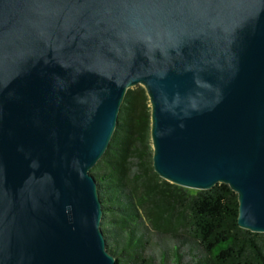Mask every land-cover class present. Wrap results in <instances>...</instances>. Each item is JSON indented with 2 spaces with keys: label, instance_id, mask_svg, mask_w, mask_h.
Here are the masks:
<instances>
[{
  "label": "water",
  "instance_id": "water-1",
  "mask_svg": "<svg viewBox=\"0 0 264 264\" xmlns=\"http://www.w3.org/2000/svg\"><path fill=\"white\" fill-rule=\"evenodd\" d=\"M137 86L158 177L264 233V0H0V264H115L90 170Z\"/></svg>",
  "mask_w": 264,
  "mask_h": 264
},
{
  "label": "trees",
  "instance_id": "trees-1",
  "mask_svg": "<svg viewBox=\"0 0 264 264\" xmlns=\"http://www.w3.org/2000/svg\"><path fill=\"white\" fill-rule=\"evenodd\" d=\"M150 118L143 87L128 89L112 141L90 170L115 264H264V233L240 229L226 184L198 191L158 177Z\"/></svg>",
  "mask_w": 264,
  "mask_h": 264
}]
</instances>
